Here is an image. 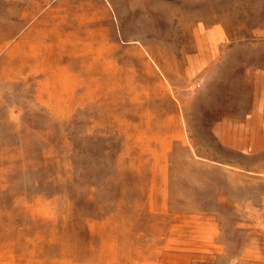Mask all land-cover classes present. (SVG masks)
Here are the masks:
<instances>
[{
    "label": "rangeland",
    "instance_id": "rangeland-1",
    "mask_svg": "<svg viewBox=\"0 0 264 264\" xmlns=\"http://www.w3.org/2000/svg\"><path fill=\"white\" fill-rule=\"evenodd\" d=\"M0 264H264V0H0Z\"/></svg>",
    "mask_w": 264,
    "mask_h": 264
}]
</instances>
